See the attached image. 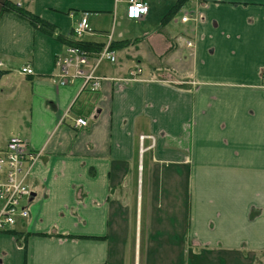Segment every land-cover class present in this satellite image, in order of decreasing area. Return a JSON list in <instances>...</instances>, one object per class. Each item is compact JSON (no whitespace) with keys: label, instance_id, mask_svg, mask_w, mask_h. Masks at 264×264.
Segmentation results:
<instances>
[{"label":"crops","instance_id":"obj_1","mask_svg":"<svg viewBox=\"0 0 264 264\" xmlns=\"http://www.w3.org/2000/svg\"><path fill=\"white\" fill-rule=\"evenodd\" d=\"M144 1L148 13L131 20L126 0H11L47 30L0 12V148L18 136L41 151L27 217L0 232V264L106 263L124 187L182 185L181 170L188 243L264 252V0H187L169 19L177 0ZM70 40L86 43L81 67L100 78L96 91L54 79L57 59L80 48ZM136 67L137 80L118 81Z\"/></svg>","mask_w":264,"mask_h":264},{"label":"trees","instance_id":"obj_2","mask_svg":"<svg viewBox=\"0 0 264 264\" xmlns=\"http://www.w3.org/2000/svg\"><path fill=\"white\" fill-rule=\"evenodd\" d=\"M187 0H177L174 5L169 10V13L165 19L172 17L178 10L183 6ZM14 12L17 15L28 18L32 26L37 27L38 29L47 30L48 25L34 15H29L25 10L17 7L14 2L11 0H6L1 12L5 9H8ZM50 30L52 31L51 25H49ZM73 34L74 31H73ZM60 36V35H59ZM58 36V37H59ZM64 38V37H62ZM64 39H67L65 37ZM72 40L68 41L71 42ZM121 43V42H120ZM129 41H122L121 45L128 44ZM117 44V43H115ZM112 44V45H115ZM69 45H75L82 47V49H87L86 43L81 42V40H74ZM25 66V65H24ZM30 66V65H28ZM31 67V66H30ZM32 73H25L24 75L33 76L34 70ZM92 91V90H91ZM180 176L185 177L184 184L182 185H141L142 187V196L140 200V220H139V264H141L144 253L146 254V261L148 264H156L160 262V252L166 251L167 246L173 244L172 237L175 222L179 225L178 231L181 232L178 237V251L176 254H184L185 252H192L196 248L197 252L207 251L213 254L215 257L208 259L210 262L215 261L219 264H226V259L230 258V264H263L262 254L249 253V251H244L241 249H213L206 246L200 248H193L191 243H188L186 236V227H187V198H188V187L186 183L187 172L179 171ZM158 176V175H156ZM121 185H117L120 187ZM133 186V185H132ZM118 191H121V188H118ZM146 193L150 194V200L152 205L151 214L147 215L145 213ZM176 198H180L178 202V208L176 210L173 201ZM135 207V205H134ZM128 215L126 212L122 214V206L118 203L119 214L116 216L120 220H116V224L113 232L109 234V259L106 260L108 264H129L128 250L132 248V256L134 258L135 250V232L132 233L133 223L135 226L136 220L133 219V211H130V207L126 206ZM135 210V209H134ZM124 212V211H123ZM144 212V213H142ZM172 214V218L171 217ZM148 222V223H146ZM113 224V219L109 221V226ZM9 231V230H7ZM10 232V231H9ZM105 236L104 239H106ZM184 243L188 247L184 249ZM149 249V250H148ZM148 250V252H146ZM199 254V253H197ZM219 254H223L224 257H221ZM159 255V256H157ZM202 255V254H200ZM157 256V257H156ZM174 257V254H171ZM203 256V255H202ZM191 257V256H190ZM204 257V256H203ZM199 257V259H203ZM221 257L222 261L218 258ZM181 259V257H180ZM179 259V260H180ZM207 261V262H209ZM242 262V263H241ZM104 263V264H106Z\"/></svg>","mask_w":264,"mask_h":264},{"label":"built area","instance_id":"obj_3","mask_svg":"<svg viewBox=\"0 0 264 264\" xmlns=\"http://www.w3.org/2000/svg\"><path fill=\"white\" fill-rule=\"evenodd\" d=\"M126 17L131 20H139L148 13V5L144 0H126ZM183 22L188 20V15L181 17ZM89 28L87 14H85L77 26L74 33L77 36L85 33ZM190 46V43H187ZM87 52L77 47H68L65 56L57 59L56 66L59 70L54 74L58 84L66 85L72 82L73 77H82L84 84L89 89L96 91L100 86V78L93 75L92 71H84L81 65L87 61ZM99 59L105 58L109 62L115 61V54L112 51L104 50L100 52ZM2 64L0 63V67ZM74 67L75 72L70 75L69 68ZM21 73H32L30 66L21 68ZM140 68L132 69L127 78L118 81H135L138 78ZM66 114L62 116L64 120ZM61 121V120H60ZM76 127H85L87 122L81 117L74 118ZM140 140L143 136L141 135ZM41 155V151H34L29 143L18 137H10L4 148H0V231L15 225L19 219L26 218L27 208L22 202L29 198L30 191L26 185V179L31 174L32 167Z\"/></svg>","mask_w":264,"mask_h":264},{"label":"rangeland","instance_id":"obj_4","mask_svg":"<svg viewBox=\"0 0 264 264\" xmlns=\"http://www.w3.org/2000/svg\"><path fill=\"white\" fill-rule=\"evenodd\" d=\"M186 11L189 13L188 9H186ZM180 13L181 12H179V16H180ZM134 186H135V188L133 191L128 190L124 187V191L121 192L120 198H119L125 207L126 206L130 207V211H133L135 197L137 198V204H138V201L140 200V196H137V191L140 189L139 190V193H140V191L142 190L141 185H139V186L134 185ZM116 192H118V191H116ZM141 196H142V193H141ZM179 200H180V198H176L173 201V204H174L176 210L178 208V202L177 201H179ZM146 201H147L146 214L150 215L151 210H152V205H151V200H150V194H148V193H146ZM146 223H148V222H146ZM180 233L181 232L176 233L175 230H173V235H174L172 237L173 244L171 246H167L168 252H166V251L160 252V262L159 263L156 262V264H219V262L217 263L216 260L213 262L212 261L210 262L208 260V259H212L213 257H215L213 254H211L207 251H204V252L198 251L197 252L196 248L194 249V251L192 250V252H190V253L185 252L183 255L182 254L181 255L176 254L178 251V237L181 235ZM134 237H135V251H137V247H139V243H138L139 232H136ZM184 247H185L184 249H186L188 246L185 245V243H184ZM148 250L146 252H148ZM132 252H133L132 248L128 250L129 264H134ZM197 253H199V254H197ZM171 254H174L175 256L172 257ZM200 254H202L204 257ZM219 255L221 257H224L223 254H219ZM136 256H137L138 263H137V261H135V264H139L138 251H137ZM157 256H159V255H157ZM180 257H181V259H180ZM199 257H203V259H199ZM221 257H219L218 259L222 261ZM225 259H226V264H230V258L228 257V259L227 258H225ZM207 261H209V262H207ZM262 263H264V255L262 257ZM141 264H148V262L146 261V254L145 253L143 255V259H142Z\"/></svg>","mask_w":264,"mask_h":264},{"label":"water","instance_id":"obj_5","mask_svg":"<svg viewBox=\"0 0 264 264\" xmlns=\"http://www.w3.org/2000/svg\"><path fill=\"white\" fill-rule=\"evenodd\" d=\"M6 0H0V12Z\"/></svg>","mask_w":264,"mask_h":264},{"label":"flooded vegetation","instance_id":"obj_6","mask_svg":"<svg viewBox=\"0 0 264 264\" xmlns=\"http://www.w3.org/2000/svg\"><path fill=\"white\" fill-rule=\"evenodd\" d=\"M143 136V135H142ZM140 137V136H139ZM145 138V136H143V138L142 139H144ZM139 140H140V138H139ZM141 141V140H140ZM141 169H142V167H140L139 168V170L141 171Z\"/></svg>","mask_w":264,"mask_h":264}]
</instances>
